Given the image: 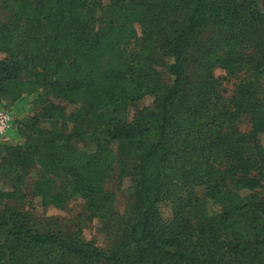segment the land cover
Listing matches in <instances>:
<instances>
[{
    "label": "trees",
    "instance_id": "16d2710c",
    "mask_svg": "<svg viewBox=\"0 0 264 264\" xmlns=\"http://www.w3.org/2000/svg\"><path fill=\"white\" fill-rule=\"evenodd\" d=\"M10 1L18 9L12 29L0 22V102L43 90L80 108L68 114L48 103L41 117L21 122L23 142L5 147L7 156L0 151L1 172L14 177L12 191L0 187V264H264V198L255 174L264 168V0ZM134 24L143 47L158 39L170 59L168 83L156 57L139 67L129 51ZM7 38L21 50L5 55ZM217 66L247 74L233 113L224 111ZM147 97L152 105L131 120L124 115ZM239 114L250 116L251 131L236 138L230 127ZM21 172L32 174L45 204L81 196L99 214L113 204L107 179L134 178L138 211L128 243L106 252L42 228L7 203L22 193ZM62 183L65 197L54 191ZM196 186L206 188L203 198Z\"/></svg>",
    "mask_w": 264,
    "mask_h": 264
},
{
    "label": "rangeland",
    "instance_id": "374dc122",
    "mask_svg": "<svg viewBox=\"0 0 264 264\" xmlns=\"http://www.w3.org/2000/svg\"><path fill=\"white\" fill-rule=\"evenodd\" d=\"M102 2L107 4L109 1L102 0ZM261 7L264 11V2L261 3ZM17 9V6L10 0H0V22L9 25L12 29V26L15 25L14 16ZM170 19L173 20L174 18ZM177 19L181 20V15H178ZM133 30L135 31L136 37L132 40L129 51L133 54H137L136 59L141 61L139 67L147 66L148 62L156 57L158 63L155 69L160 73L162 83H168L170 59L163 55L159 49V40L156 39L151 49L145 48L143 47L145 42L141 25L134 24ZM209 35L210 29H206L200 34V38L207 39ZM12 36L16 40L22 36V30L13 31ZM6 40V48L9 52L7 50L5 55L10 52H15L16 50H21L12 39L7 38ZM23 50L40 56L45 52L44 49H41L43 52L40 53L37 48L35 49L32 46H25ZM194 73L196 74L197 70L192 67L189 74L191 83L194 80ZM212 75L222 95L224 111L228 113L235 112L238 87L241 81L246 78L247 74L244 71L229 72L227 69L217 66L212 69ZM258 91L259 97L264 98L263 84L262 86L259 84ZM18 102H20V106L16 109V103ZM48 103L66 106L68 114L80 108V105H68L66 102H62L60 99L56 98L49 91L43 90H41L38 95L30 96L24 94L15 102L5 100L0 102V109L10 112L13 118V124L8 132L6 140L0 143L2 156H7L5 147L23 142L24 138L19 133L21 122L27 118L29 119L36 116L41 117L44 113V107ZM152 103V97H147L134 105L130 103L131 105L129 106L128 104L124 115L131 120L139 109L146 105H152ZM231 122L230 128L234 131L236 138L238 135L247 134L251 131V121L248 114H239ZM70 127H72V124H70ZM262 142L264 144V136L262 137ZM110 148L113 152H118L117 145H112ZM1 171L2 168H0V187L6 191H12L13 174L3 173ZM259 172L262 186L256 189V193L260 198H264V168L255 172V174ZM26 173L27 172L20 173L24 176V183L21 185L22 193L16 194L13 198L7 200L8 205L18 209L21 207V209L28 212L33 219L41 223L43 225L42 228L46 230L56 228L65 230L66 232L77 235L84 241H93L99 248L106 252H113L128 243L130 227L138 211V201L135 192L136 182L134 178L113 177L107 179L104 190H106L109 195H113V204L109 212L106 214H99L90 211L87 207L86 200L81 196H75L66 202H62L61 206H56L52 203L45 204L46 198L44 194L35 192L32 187V182L34 181V179L31 178L32 174L28 173L26 175ZM64 186V183L59 184L54 191L63 193L62 197H65L68 195L69 188H64ZM194 192L200 198H203L206 193V188L204 186H196L194 187ZM161 211L164 217L168 218L171 216L169 204H161Z\"/></svg>",
    "mask_w": 264,
    "mask_h": 264
},
{
    "label": "built area",
    "instance_id": "2783aa9c",
    "mask_svg": "<svg viewBox=\"0 0 264 264\" xmlns=\"http://www.w3.org/2000/svg\"><path fill=\"white\" fill-rule=\"evenodd\" d=\"M12 124L13 118L10 112L4 109H0V143L6 140Z\"/></svg>",
    "mask_w": 264,
    "mask_h": 264
},
{
    "label": "crops",
    "instance_id": "0c3cea01",
    "mask_svg": "<svg viewBox=\"0 0 264 264\" xmlns=\"http://www.w3.org/2000/svg\"><path fill=\"white\" fill-rule=\"evenodd\" d=\"M20 106V102L16 103V109Z\"/></svg>",
    "mask_w": 264,
    "mask_h": 264
}]
</instances>
